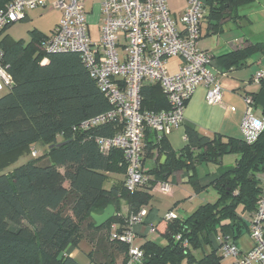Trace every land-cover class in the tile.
<instances>
[{"label": "trees", "instance_id": "obj_1", "mask_svg": "<svg viewBox=\"0 0 264 264\" xmlns=\"http://www.w3.org/2000/svg\"><path fill=\"white\" fill-rule=\"evenodd\" d=\"M11 1L0 0V9ZM251 1L207 0L206 7L219 21ZM10 25L0 31L1 60L12 79L0 96V264H80L65 250L83 240L90 245L89 264H124L129 245L112 236L111 225L115 223L116 232L124 230L130 215L149 203L155 185L168 182L174 173L185 171L195 191L205 188L197 166L220 165L223 155L233 153L237 155L233 166L209 183L216 194L213 202L200 204L187 216L175 213L165 220L161 242L145 239L136 244L143 255L136 264H222L225 257L216 237L230 239L226 232L236 234L242 227L249 233V219L257 208L264 176V102L263 127L251 142L220 133L199 136L186 127L184 146L173 151L165 136L158 138L147 130L145 157L151 158L156 149L164 160L144 169L147 180L129 190L122 150L101 149L95 142L96 137L119 133L122 124L111 119L87 129L78 127L112 108L79 53L43 51L47 34L34 28L27 40L13 38L4 33ZM255 49L264 52L263 45L250 44L225 61L237 66ZM262 91L264 76L257 91L246 93L254 108ZM140 94L141 109L168 108L158 84L144 83ZM35 144L46 148L41 157L36 154L4 172L20 156L31 153ZM109 173L124 178L105 187ZM108 204L114 206L113 217L95 227L90 213H101Z\"/></svg>", "mask_w": 264, "mask_h": 264}, {"label": "built area", "instance_id": "obj_2", "mask_svg": "<svg viewBox=\"0 0 264 264\" xmlns=\"http://www.w3.org/2000/svg\"><path fill=\"white\" fill-rule=\"evenodd\" d=\"M85 1L12 0L0 9V31L6 25L22 20L27 10L49 6L61 12L58 24L42 41V50L79 53L112 108L84 120L78 127L87 129L111 119L122 124L119 133L96 137L95 142L101 149L116 147L122 150L125 185L133 190L148 178L141 163L145 132L152 131L160 138L178 127L183 122L185 104L198 86L205 88L208 104L221 102L222 89L218 78L210 71L211 60L198 46L207 0H185V9L179 19L172 16L166 0H99L97 40L91 39L89 34ZM172 57L180 58L181 64L170 73L167 61ZM263 76L264 70H258L252 83L258 85ZM11 83L0 54V96ZM144 83L160 86L168 103L167 109H141L140 92ZM243 99L246 108L240 129L243 138L251 142L263 127V120L254 114L250 95L245 94ZM31 154L34 156L36 152L32 150ZM154 188L164 194L171 192L169 182H158ZM146 215V207L130 215L127 227L121 232H116L115 223L111 225L112 236L129 245L124 264H136L143 256L133 241L135 227ZM175 216V212L169 210L164 220ZM147 230L153 232L155 228L149 224ZM248 230L252 247L247 251L241 252L230 239L216 237L219 248L224 257L235 259L233 264H264V176Z\"/></svg>", "mask_w": 264, "mask_h": 264}, {"label": "crops", "instance_id": "obj_3", "mask_svg": "<svg viewBox=\"0 0 264 264\" xmlns=\"http://www.w3.org/2000/svg\"><path fill=\"white\" fill-rule=\"evenodd\" d=\"M51 1L52 0H49V2ZM252 2H254V0L239 4L236 9L226 13L219 21L210 16L208 7L205 8L200 25L198 46L208 54L211 60L209 68L211 73L219 80L222 89V99L218 104H208L205 100V88L203 86H198L196 88L185 104L183 122L165 136L169 147L173 151H178L184 146L186 142V127L193 128L199 136H211L214 133L238 138L242 136L240 124L246 108L243 96L248 92H255L258 90V85L252 83V77L258 70H264V52L259 49L253 50L245 57L244 61L237 66L228 64V60L225 61V59L232 52L248 47L250 44L258 43L264 46V25L256 31L251 30V26L253 27L255 21L254 17L256 16L261 18L264 24V1L259 2L257 7L250 5ZM166 3L172 16L179 19L185 9V0H166ZM246 5L249 6V9H240ZM33 10L35 9L27 10L23 19L30 20V13L33 12ZM55 11L57 12V16L51 31L61 18V12L56 9ZM4 33L15 38L11 26H8L4 30ZM50 33L45 34L49 36ZM96 33L98 34V25L96 27ZM180 64V58L172 57L167 61V69L170 73L175 72ZM263 102L264 91L258 94L257 106L255 109H257V107L261 109ZM236 157L237 155L234 156L233 164ZM163 160V154L157 153L156 149H153V156L151 158L145 157V142L142 144V165L145 170L152 168L157 161L161 162ZM228 161H230V159H228ZM205 164L209 165L211 163ZM229 167L231 168L232 166L223 167L220 164L219 167L214 168L211 172L209 169L205 176H198L200 184L208 186L216 176L228 170ZM123 178L124 174L109 173L107 187ZM171 178L175 184V189H171L169 194H163L168 196L167 198H171L172 202H168L167 199L161 200L156 196V194H158L157 192L160 191L153 188L151 191V200L146 205L147 215L144 218V222L136 227L138 230L137 235L143 234V236H145L148 230L144 232L143 227H148L149 224H152L155 228L154 231H157L160 236L166 227V221L164 220L165 213L168 210H173L175 207L177 208L179 206L178 203L185 199L183 198L185 196L180 193L181 190L178 184L187 182V173L185 171L174 173L169 178V184L173 183L170 181ZM195 198V195H190L188 201L191 202ZM195 208H193V210ZM121 209L122 211H126V205L121 204ZM193 210H191V212ZM177 215L181 216L179 214ZM227 236L231 240H234L241 252L247 251L252 247V241L246 229L243 227L236 234L232 231L226 232L225 237ZM145 239L146 238L141 240L137 245L142 243ZM88 251H90V245L83 240L79 243L78 247H68L65 250V254L73 257L80 264H89V258L87 256ZM234 261V258L228 257L226 261H224V259L222 260V264H233Z\"/></svg>", "mask_w": 264, "mask_h": 264}, {"label": "rangeland", "instance_id": "obj_4", "mask_svg": "<svg viewBox=\"0 0 264 264\" xmlns=\"http://www.w3.org/2000/svg\"><path fill=\"white\" fill-rule=\"evenodd\" d=\"M263 1L264 0H254V2H252L250 5H253V7L254 6L257 7L259 2H263ZM240 9H249V6L246 5V6L241 7ZM85 11H86V15H87V22H88V26H89V30H90L91 39L97 40L98 34L96 33V27L98 25V18L100 15L99 0H86L85 1ZM30 16H31L30 20H27V19L18 20V21L14 22L10 25L12 27V31H13L15 38H23V39L27 40L29 38V30H32L34 28L39 30V31H42L43 33H50L51 28L53 27L56 16H57V12L55 11V9H52L48 6L38 7V8H35V10H33V12L30 13ZM254 18H255V21H254L253 27L251 26V30L256 31L264 24L262 23L261 18H259L257 16ZM261 36H263V35H261ZM253 112L256 116H258V117L260 116L259 115V112H260L259 107H257V109H254ZM33 150L36 152L37 156H39V157H41L46 152V148L40 146L39 144H35L33 146ZM36 154H34V155H36ZM234 156L235 155L233 153H227V154L223 155L221 166H223V167L233 166L232 164H233ZM32 157H33V155L30 152L28 154L20 156L13 164H11L9 167L4 169V172L8 171V170H12L14 167L26 162L27 160H30ZM228 159H230V161H228ZM216 167H219V165L218 166L211 165V164L207 165L205 163L200 164L197 166V173H198L197 175L198 176H205L209 169L211 172ZM170 181L173 182V179L171 178ZM178 185L180 186V190H181L180 193L185 196V197H183L185 199H183V201L178 203L179 206L177 208L176 207L173 208V211L176 214H179L181 216L189 215L191 210H193V208L199 206V204H203L205 202H213L216 199L215 191L210 185L206 186L205 188L198 190V191H195L188 182L180 183ZM104 186L105 187L108 186V180L105 181ZM170 186H171V189H175L174 182L171 183ZM157 193L158 194H156V196L159 197L161 200L167 199L168 202H170V203L172 202L171 198H167L168 196L164 195L161 192H157ZM190 195L196 196V198L191 202L188 201V199L190 198ZM162 210H163V208H162ZM147 228L148 227L144 226L143 231L146 232ZM145 234H146L145 236H143V234L137 235L133 241V244L134 245L138 244L144 238L153 239L157 242H161V238H160L159 233L157 231L147 232ZM226 259H228V257H225L224 261H226Z\"/></svg>", "mask_w": 264, "mask_h": 264}, {"label": "water", "instance_id": "obj_5", "mask_svg": "<svg viewBox=\"0 0 264 264\" xmlns=\"http://www.w3.org/2000/svg\"><path fill=\"white\" fill-rule=\"evenodd\" d=\"M62 144L59 143L57 145ZM115 209L112 204H108L101 213H90V216L94 222L95 227H100L110 220L114 215Z\"/></svg>", "mask_w": 264, "mask_h": 264}]
</instances>
